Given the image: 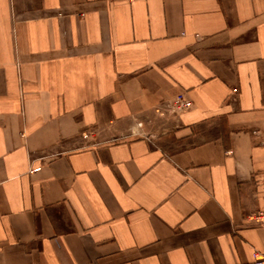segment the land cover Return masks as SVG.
<instances>
[{
    "label": "crops",
    "instance_id": "crops-1",
    "mask_svg": "<svg viewBox=\"0 0 264 264\" xmlns=\"http://www.w3.org/2000/svg\"><path fill=\"white\" fill-rule=\"evenodd\" d=\"M260 211L264 0H0V264H253Z\"/></svg>",
    "mask_w": 264,
    "mask_h": 264
},
{
    "label": "built area",
    "instance_id": "built-area-1",
    "mask_svg": "<svg viewBox=\"0 0 264 264\" xmlns=\"http://www.w3.org/2000/svg\"><path fill=\"white\" fill-rule=\"evenodd\" d=\"M175 104L177 105V108L179 110H185L192 106V103L185 100L184 96L180 95L176 101ZM89 136L85 135L84 138H88ZM40 170V168L36 169ZM250 221L257 225H264V211H260L258 213H255L251 215ZM253 264H264V251H255L253 254Z\"/></svg>",
    "mask_w": 264,
    "mask_h": 264
},
{
    "label": "rangeland",
    "instance_id": "rangeland-1",
    "mask_svg": "<svg viewBox=\"0 0 264 264\" xmlns=\"http://www.w3.org/2000/svg\"><path fill=\"white\" fill-rule=\"evenodd\" d=\"M153 139V138H152ZM177 139L175 138V136L170 135L168 140H164L163 141V147L165 148V150L168 152L174 151L177 148H181L182 146L180 144H177Z\"/></svg>",
    "mask_w": 264,
    "mask_h": 264
}]
</instances>
